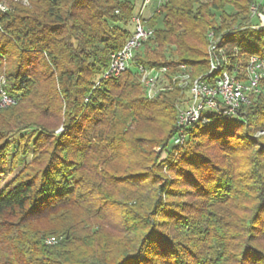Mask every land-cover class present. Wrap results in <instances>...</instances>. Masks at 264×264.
I'll return each instance as SVG.
<instances>
[{"label": "trees", "instance_id": "obj_1", "mask_svg": "<svg viewBox=\"0 0 264 264\" xmlns=\"http://www.w3.org/2000/svg\"><path fill=\"white\" fill-rule=\"evenodd\" d=\"M141 1L28 0L29 8L16 5L13 13L0 15V77L11 51L16 58L14 69L5 73L4 92L16 104L24 102L31 96L37 70L45 65L58 73L66 101L63 130L57 134L35 124H19L16 131L0 127L6 136L0 145V264H264V149L252 157L253 191L231 169H221L197 152L203 147L202 137L219 142L227 154L257 146L251 132L264 126V92L250 94L249 104L237 116L213 115L210 124L188 128L184 144L168 149L177 133L179 109L188 95L180 100L176 89L168 87L148 99L133 66L117 79L103 78L112 54L124 48L134 31L133 18ZM255 4L259 5L258 0H170L147 20L154 34L136 53V61L150 67L185 65L195 76L207 79L208 34H213L220 40L216 43L218 57L219 50H232L225 54L230 61L224 69L244 68L251 56L264 58V27L253 28L261 20L259 16L256 23L250 16ZM227 5L233 8L230 14ZM259 14H264V3ZM152 55L161 61L151 59ZM159 119L168 135L157 144L166 153L152 159L156 141L138 139L134 134L141 126L149 130ZM27 130L20 138L17 156L32 159L3 186L11 138ZM47 134H53L51 150H43ZM249 139L253 141L248 143ZM74 146L80 151L75 160L70 159ZM125 149L144 157L158 172L168 168L182 178L179 182L193 190L178 195L197 201L169 208L163 196L176 193L168 179L164 184L153 179L144 184L149 180L146 176L154 177L151 171L127 177L134 183L94 169L84 178L83 157L88 152L113 154ZM132 166L128 168L134 172ZM116 184L128 192L123 193ZM251 192L256 194L250 198L255 202L250 209L253 215L241 217L237 214L241 209L232 205L244 202ZM114 196L128 197L126 206L119 203L125 211L116 210ZM176 208L196 217L184 218ZM109 218L117 221L114 227ZM121 225L124 233L142 234L129 239L113 258L107 253L109 240H101L99 228L107 226L121 233ZM165 227L190 245L158 238ZM49 238L56 243L47 244ZM151 255L158 258L154 261Z\"/></svg>", "mask_w": 264, "mask_h": 264}, {"label": "rangeland", "instance_id": "obj_2", "mask_svg": "<svg viewBox=\"0 0 264 264\" xmlns=\"http://www.w3.org/2000/svg\"><path fill=\"white\" fill-rule=\"evenodd\" d=\"M264 3V0H258V9L261 4ZM0 4L4 5L7 9L6 14L13 13L15 10L16 5L23 6V7H30V4L28 0H1ZM153 7V5L148 6V8L145 11V18L149 16L150 10ZM226 11L228 14L232 13L233 8L232 6H226ZM250 16L253 18V15L250 11ZM227 19V16L225 17ZM217 20H219V17H217ZM231 20V19H230ZM259 21V15L255 17L256 23ZM232 23V22H231ZM230 23V24H231ZM229 24V25H230ZM230 27V26H228ZM1 29V24H0ZM133 29V28H132ZM208 34L209 39V46H211V41L213 43H218L220 40L214 39V37L210 38ZM146 43V42H145ZM200 49L204 50L205 48L199 46ZM142 48V47H141ZM140 48V49H141ZM139 49V50H140ZM209 49V48H208ZM138 50V51H139ZM137 51V52H138ZM231 48H225L224 52L219 55V60L224 63L223 65H226L229 63V59L227 55L225 54L231 53ZM136 52V53H137ZM11 57L9 56V61L4 63V67L2 70V73L5 76V73L8 74V71H12L15 67L16 58L13 56V52L11 51ZM151 59L155 61H161L158 59L155 55L150 56ZM195 59H198V56H194ZM175 61H178V58L175 57ZM163 60V59H162ZM43 65V64H42ZM156 68L157 73H159V88L162 89V91H166L168 87L171 89H176L178 92V97L180 100L183 99L186 95H188V92L190 91L192 85L195 83V81L200 78V76L194 75V70L192 68H189L185 65H167V66H154ZM154 72V75L156 73ZM4 76L0 77V127L6 126L8 127L7 130H18V126L20 124L21 127H26L29 124H35L37 126H41L45 128L46 130L51 129L55 132V134L58 133V131L63 130L64 126V120L62 119L64 117V112L66 109V101L63 98L61 87L62 85L58 82V73H55L52 71L49 67H46L45 65L42 66L41 71L37 70V81L35 84L31 86L30 93L26 100L22 103L16 104V103H4L2 102L3 98V91H4V85H5V79ZM169 78V80H167ZM139 81L142 85V90L145 87L143 77L139 76ZM160 91V92H162ZM264 92V80L260 82L259 91L257 94H262ZM145 93V89H144ZM255 94V93H252ZM250 99V95L248 96ZM249 103H246L245 105H248ZM244 106V105H242ZM241 106V107H242ZM63 115V116H62ZM260 121H258V124ZM262 123V121H261ZM264 123V121H263ZM257 124V125H258ZM264 125V124H263ZM167 129V128H166ZM165 126L163 125V120H156V122L152 123V126L149 128H146V126H141L138 128L135 136L138 137V139L143 140H150L156 141L155 146L151 149L150 157L152 159H156V156L164 155L166 153V150L162 148L161 146H158L159 142L165 141L166 136L168 135V131L166 132ZM30 130H27L25 132L16 133L11 138V153L9 155V167L6 176L3 179V186L6 185L24 166L25 163H28L31 161L32 157L29 155L27 156H17V148L20 144V138L22 135H25L29 133ZM52 131V132H53ZM103 131V130H99ZM145 131H149L146 133ZM253 139L258 142L257 146L256 144L252 145L247 152H235L233 154H227L225 150H222L220 147L219 142H213L212 140H207L205 137L199 139L200 143H204L203 147L198 149L197 152L201 153L205 157L209 158V162L215 163L220 167L221 169H231L237 176H239L240 181H242L243 185H247L249 189H251L252 186H254L255 182L252 180L251 176V163H252V157L255 155L256 151L263 150L264 149V126H261L259 130L254 129V132H251ZM109 134V133H108ZM49 137L45 138L46 142L48 144L43 148L44 149H52V144L54 143L53 134H47ZM101 135V133H100ZM107 135H104L102 139L105 140ZM109 136V135H108ZM187 137V136H186ZM171 138L170 143L168 144V149H171L172 146V139ZM0 145L3 141H5L6 136L3 135V132L0 131ZM99 141V140H98ZM253 141V140H252ZM249 139L248 143L252 142ZM100 143V142H99ZM158 143V144H157ZM106 144V143H105ZM199 143H197L198 145ZM197 147V146H196ZM79 147H72L71 148V155L70 159H74V156L79 153ZM196 152V153H197ZM101 151L96 153V151L88 152L87 156H84V161H86V171L84 178L88 177V172L92 169L98 170V172H101L103 174L109 175H115L118 179H125L126 181L132 183V179H128L130 175H142L150 173H154L153 178H149L146 176L143 183H148L151 179L155 180L156 182H160L164 184V180L168 179L169 181V187L171 191H173L174 195L169 196H163V200L171 207V205L177 206L181 205V202H184L186 204L190 203L193 204L195 201H197V198L189 197L186 198V195L184 197H180L178 194L186 193L185 191H192L193 188L189 185H186L185 183L179 182L182 178L177 176L175 173H172L168 170V168L163 169L161 172H158L157 169H155L152 165L148 164L144 157H141L139 155L135 156L132 155L131 152L125 149V151H117L113 152V154L106 152L101 153ZM15 160L14 169H12V162ZM75 160V159H74ZM145 160V161H144ZM103 161V162H102ZM106 161V162H105ZM102 162V164H101ZM104 164V165H103ZM134 165V166H132ZM105 166V167H104ZM128 166H132L134 169V172L129 171L130 168ZM192 172L195 174L196 170H192ZM196 177V174H195ZM155 178V179H154ZM142 179V177H141ZM138 180L136 182L143 181ZM122 181V180H121ZM134 183V182H133ZM122 184V183H121ZM121 184H116L117 188L122 189V192H128L129 189H127L125 186L123 187ZM122 187V188H121ZM252 190V189H251ZM253 191V190H252ZM192 195V194H191ZM201 196V195H200ZM202 197V196H201ZM256 197L255 192H251V195L246 196V199L244 202L240 201L238 203H234L232 206L237 207L238 209H241L240 212L238 211L237 214H239L241 217H249L252 212L250 209H252L255 205V202L250 201V198ZM128 197L127 196H121L117 197L114 196L113 202L114 207L119 212L125 211L124 207L120 206V202L122 201V204L127 203ZM257 203V202H256ZM239 204V205H238ZM126 206V204H124ZM222 207H228V205H224ZM229 208V207H228ZM177 209V208H176ZM190 210V209H188ZM177 213H181L180 215L184 216V218L191 219L192 217H196L195 214H186L185 212L181 211V209L176 210ZM200 211H203V207L200 208ZM249 215V216H248ZM253 215V214H252ZM1 219V218H0ZM159 219V218H158ZM157 219V220H158ZM110 225L114 227V222L117 223V221H113L112 218H109ZM1 221V220H0ZM176 220H173V223H176ZM120 228H124V226L121 225ZM119 228V229H120ZM95 230V229H94ZM126 229H121L120 232H113L111 228L109 227H103L99 228V236L102 241L109 240V244L107 245L108 248V256H112L113 258L117 257L120 252V249H123L122 247L129 241V239L132 240L135 236L136 238H140L142 232L141 231H135L134 233L126 232L124 233ZM90 232L91 229H90ZM109 235V236H107ZM97 236V235H96ZM165 237L167 239H171L172 242L176 243L180 241V243H184L185 245H190L189 240L184 239H176L180 238L176 235L175 231L170 230V228H162L160 232H158V238ZM169 237V238H168ZM51 239V238H49ZM47 239V241L49 240ZM161 240V239H160ZM151 259L155 261V258H158L155 255L150 256ZM111 258V257H110Z\"/></svg>", "mask_w": 264, "mask_h": 264}, {"label": "built area", "instance_id": "obj_3", "mask_svg": "<svg viewBox=\"0 0 264 264\" xmlns=\"http://www.w3.org/2000/svg\"><path fill=\"white\" fill-rule=\"evenodd\" d=\"M170 0H142L137 14L133 18L134 31L127 40L124 48L111 56L110 66L104 73V79H117L131 66L135 67L139 75L143 77L145 84V95L148 99H154L162 89L159 88L160 75L154 67L142 65L136 61V52L154 34V30L147 23L151 16L164 7ZM153 5L149 16L144 14L148 6ZM253 17L258 14V6L250 8ZM7 9L0 4V15L6 14ZM260 25L255 29L264 27V14L260 15ZM210 38L213 34L209 35ZM218 45L212 43L209 47L210 72L209 77L201 76L192 85L188 92V98L184 99V107L179 109L177 116V133L172 139V146L177 147L184 144L187 136V129L198 124L204 126L212 121L213 115L237 116L242 105L249 103L248 96L257 94L260 82L264 80V58L251 56L247 60L246 67L236 68L233 72L224 69L217 53ZM224 50H219V54ZM156 71L155 75L154 72ZM214 73L218 75L213 76ZM2 102L15 103V100L3 91ZM47 244L56 243L55 238L49 239Z\"/></svg>", "mask_w": 264, "mask_h": 264}]
</instances>
